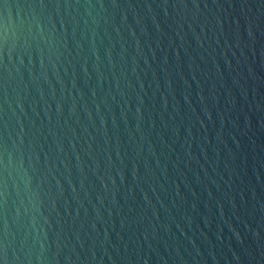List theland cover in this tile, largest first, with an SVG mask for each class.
Segmentation results:
<instances>
[{
	"label": "water",
	"instance_id": "obj_1",
	"mask_svg": "<svg viewBox=\"0 0 264 264\" xmlns=\"http://www.w3.org/2000/svg\"><path fill=\"white\" fill-rule=\"evenodd\" d=\"M0 264H264V0H0Z\"/></svg>",
	"mask_w": 264,
	"mask_h": 264
}]
</instances>
